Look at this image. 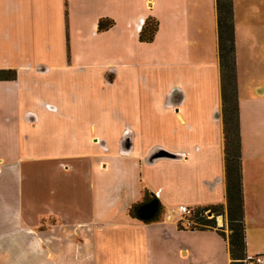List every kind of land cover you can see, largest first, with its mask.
<instances>
[{
  "label": "crops",
  "instance_id": "1",
  "mask_svg": "<svg viewBox=\"0 0 264 264\" xmlns=\"http://www.w3.org/2000/svg\"><path fill=\"white\" fill-rule=\"evenodd\" d=\"M234 18L241 78L264 0ZM0 70L17 73L0 81V264L232 263L216 230L177 223L180 206H226L217 0H0ZM239 96L247 256H264V146ZM23 161L48 176L25 189ZM146 190L163 222L129 217Z\"/></svg>",
  "mask_w": 264,
  "mask_h": 264
},
{
  "label": "trees",
  "instance_id": "2",
  "mask_svg": "<svg viewBox=\"0 0 264 264\" xmlns=\"http://www.w3.org/2000/svg\"><path fill=\"white\" fill-rule=\"evenodd\" d=\"M235 0H217L219 28V59L221 70L222 125L225 155L226 206H198L192 209L189 218L180 219L179 229L191 231L216 230L228 240L231 264H246V211L243 183V152L241 135V110L235 40ZM109 20H101L100 30L113 26ZM158 31V23L151 19L145 22L140 41L152 43ZM17 73L12 70H0V81L14 80ZM191 209V208H190ZM207 212L214 214L209 219ZM228 217L229 237L223 229L217 228V218ZM129 217L146 225H153L165 220L167 209L161 199L153 192L146 190L143 199L133 204ZM189 224H191L189 226Z\"/></svg>",
  "mask_w": 264,
  "mask_h": 264
},
{
  "label": "rangeland",
  "instance_id": "3",
  "mask_svg": "<svg viewBox=\"0 0 264 264\" xmlns=\"http://www.w3.org/2000/svg\"><path fill=\"white\" fill-rule=\"evenodd\" d=\"M253 44L255 45V47L253 46V51H251L250 49H244V52L241 54V78L238 74V82L239 80H241L239 89L242 99L244 100L243 104L246 105L244 108V129L248 131L252 130L253 134H250V137H255L254 147H257L264 146V142L260 144L258 142V137H256L257 131H263L262 129L264 127V51L261 47V42ZM261 125L263 127H261V130H258L259 126ZM19 173V176L22 177L23 182H25V189L28 188V180H39L44 179L48 176L44 164H36L33 167L30 166L29 162L27 163L26 161H23V169L21 168ZM209 213L210 212H207L208 218H214V214L213 216H209ZM225 217L227 218L228 225V217L226 214ZM225 217L220 216L219 218H217L216 221L218 229H220L218 226V220H220L221 223V221H223V218Z\"/></svg>",
  "mask_w": 264,
  "mask_h": 264
},
{
  "label": "built area",
  "instance_id": "4",
  "mask_svg": "<svg viewBox=\"0 0 264 264\" xmlns=\"http://www.w3.org/2000/svg\"><path fill=\"white\" fill-rule=\"evenodd\" d=\"M142 25H144V20L141 21ZM192 209H190L189 207L186 206H180L178 208V217L181 219H185V218H189L192 215ZM171 215L169 216V218L171 219ZM222 217V216H221ZM179 222V221H178ZM177 222V223H178ZM191 224H189L190 226ZM246 264H252V263H256V264H264V256H256V257H248L245 260Z\"/></svg>",
  "mask_w": 264,
  "mask_h": 264
},
{
  "label": "water",
  "instance_id": "5",
  "mask_svg": "<svg viewBox=\"0 0 264 264\" xmlns=\"http://www.w3.org/2000/svg\"><path fill=\"white\" fill-rule=\"evenodd\" d=\"M209 216H213V214L210 212V213H209Z\"/></svg>",
  "mask_w": 264,
  "mask_h": 264
}]
</instances>
